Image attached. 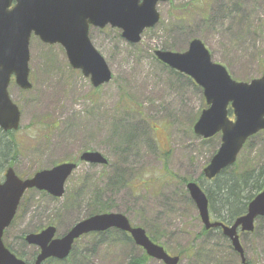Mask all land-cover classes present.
<instances>
[{"label":"rangeland","instance_id":"rangeland-1","mask_svg":"<svg viewBox=\"0 0 264 264\" xmlns=\"http://www.w3.org/2000/svg\"><path fill=\"white\" fill-rule=\"evenodd\" d=\"M158 11L160 22L136 45L118 29H91L92 43L113 74L99 89L70 66L61 46L31 40L32 88L23 91L14 82L9 87L21 111L17 140L22 152L13 168L22 179L63 163L78 168L60 199L37 190L25 194L3 241L26 262L38 249L27 245L23 235L48 226L57 228L58 237L67 234L88 218L101 194L111 207L107 213L125 215L170 255L179 256V264H241L222 233H203L186 189L188 182L200 180L221 146L219 135L204 140L194 133L207 108L203 91L188 77L172 73L154 52L184 53L197 39L235 81L260 79L264 0H171ZM85 152L100 153L108 165L80 161ZM263 165L264 131L249 139L230 170L242 173ZM114 176L122 182H112ZM241 241L247 261L264 264V218ZM142 254L124 234L110 231L83 236L67 261L46 264H128ZM147 264L163 263L150 259Z\"/></svg>","mask_w":264,"mask_h":264},{"label":"water","instance_id":"water-1","mask_svg":"<svg viewBox=\"0 0 264 264\" xmlns=\"http://www.w3.org/2000/svg\"><path fill=\"white\" fill-rule=\"evenodd\" d=\"M170 1L0 0V129L4 132L19 130L21 112L12 101L8 88L13 77L22 90L32 88L29 80L32 37L46 45H60L70 66L81 71L97 89L110 83L113 75L90 39L91 28L118 29L123 39L133 45L138 44L143 33L160 22L158 5ZM155 56L170 69L189 77L203 90L207 109L195 124L194 133L205 140L221 134V146L204 169L205 178L213 180L236 163L250 138L264 131V75L250 83L233 80L225 67L213 62L205 44L197 39L184 53L158 50ZM230 109L234 119L230 118ZM80 160L99 166L108 163L98 152H85ZM76 169V164L64 163L24 180L13 168L7 169L4 182H0V264H26L3 242L4 232L14 220L25 192L35 189L54 198H62L66 182ZM187 190L205 229H221L242 264H246L239 232H254L257 219L264 218V191L248 205L245 215L232 225H226L212 221L208 197L197 183H189ZM113 229L128 234L148 257L164 264H179V257L170 256L163 247L150 240L145 230L133 227L123 214L90 217L76 224L62 238H55L57 229L50 226L41 233L27 235L25 241L40 249L34 264H43L48 259H67L75 241L82 236Z\"/></svg>","mask_w":264,"mask_h":264},{"label":"trees","instance_id":"trees-1","mask_svg":"<svg viewBox=\"0 0 264 264\" xmlns=\"http://www.w3.org/2000/svg\"><path fill=\"white\" fill-rule=\"evenodd\" d=\"M172 73L182 76L174 71H172ZM195 87L197 86L195 85ZM18 133L19 131L3 132L0 129V181L4 179L5 170L8 167L14 166L18 156L22 152L19 140H17L19 135ZM114 180L116 181V184H120L122 182L120 176H114L112 178V182H114ZM203 180L204 176L202 174L200 180L197 182L200 183L201 187L207 194L211 216L215 220L229 225L237 218L243 216L247 212L249 203L257 194L264 191V165L259 168L249 169L242 173H238V171L235 170L231 171L230 168L226 169L214 180L210 181L211 184L209 186L205 185ZM183 182L186 183V181ZM94 201V208L87 213L86 217L110 211L111 207L108 203L101 200V194H96ZM41 230L42 227L36 229L34 232H39ZM217 231L221 233L220 230ZM203 233H207V231L204 230ZM24 236L25 235L22 236L23 241ZM124 236L131 241L127 235L124 234ZM151 239L157 243V240L152 237ZM18 257L22 259V257ZM34 259L35 255L29 263H31ZM149 260L150 259L143 252L141 258L132 257L128 264H147ZM247 264L253 263L248 261Z\"/></svg>","mask_w":264,"mask_h":264}]
</instances>
